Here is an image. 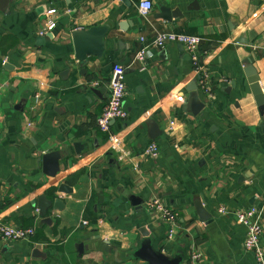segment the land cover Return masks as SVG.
<instances>
[{
	"label": "crops",
	"instance_id": "crops-1",
	"mask_svg": "<svg viewBox=\"0 0 264 264\" xmlns=\"http://www.w3.org/2000/svg\"><path fill=\"white\" fill-rule=\"evenodd\" d=\"M140 1L6 0L0 11V221L35 230L0 242V264H148L143 248L178 264L193 252L197 264H257L233 214L264 207V117L244 74L252 68L264 94V0H150L147 20ZM91 28L103 30V50L79 62L71 34ZM154 32L200 38L208 94L177 44L131 65ZM116 64L127 118L111 124L113 144L96 120ZM151 198L176 212L174 239L145 209Z\"/></svg>",
	"mask_w": 264,
	"mask_h": 264
},
{
	"label": "built area",
	"instance_id": "built-area-1",
	"mask_svg": "<svg viewBox=\"0 0 264 264\" xmlns=\"http://www.w3.org/2000/svg\"><path fill=\"white\" fill-rule=\"evenodd\" d=\"M152 2L150 0H141L137 6L139 15L147 20L152 10ZM139 47L134 53L131 65L135 63H145L148 59L149 52L153 49H163L169 44H177L182 46L188 53L190 62L194 72L200 74L199 85L204 94H208L210 90L209 79L205 74L201 73L198 64L197 50L200 38L188 35L182 32H154L150 37L141 36L138 39ZM126 68L116 64L112 68L110 80L108 83L109 94L107 101L102 108L100 115L97 117V129L109 140L115 142L114 136L111 135V124L116 121H123L127 118V113L123 107L124 98L127 91L124 83ZM173 125V122L170 123ZM145 156L155 160L158 155L156 144H149L144 150ZM147 212L154 214L160 223L167 226V238L174 239L176 236L177 214L176 212L164 204L159 198H151L145 203ZM218 213L226 215L225 209H219ZM236 223L245 228L244 249L254 256L257 264H264V249L261 245V238L264 233V207L249 206L234 212ZM83 225H88L86 221ZM35 236V230L31 227H19L0 221V242L14 243L21 241H29ZM198 254L193 252L190 255V264H197Z\"/></svg>",
	"mask_w": 264,
	"mask_h": 264
},
{
	"label": "water",
	"instance_id": "water-1",
	"mask_svg": "<svg viewBox=\"0 0 264 264\" xmlns=\"http://www.w3.org/2000/svg\"><path fill=\"white\" fill-rule=\"evenodd\" d=\"M6 0H0V11H4V5ZM176 16L175 14L168 13L167 8H161L160 14L157 18H160L164 21L171 22L172 16ZM73 48L75 52V58L79 62H84L86 60V57L88 55L91 56H99L101 51L103 50V30L101 28H91L87 31L85 30H75L71 34ZM180 50H183L182 46H179ZM189 57V56H188ZM244 74L246 77V81L249 85V90L252 94V97L254 99V102L256 106L258 107V110L260 112V115L264 117V94L262 92L259 78L256 74V72L250 68L247 67L244 70ZM197 90L196 86H192L190 91ZM199 108L195 107L193 109L194 113H198L200 111ZM264 133V128H263ZM51 157L50 155L45 156L43 158L44 163L46 166H48V170L46 169V172L48 175L53 176L55 173V170L51 167ZM39 211L41 214H45L46 209L48 207V204H46L45 198L43 196H39ZM198 218L201 222H207L209 221V215L205 213V211L202 208L197 209ZM209 218V219H208ZM264 219V217H263ZM139 256L143 259H145L148 264H178V260H168L166 257H164L161 254L153 253L150 250L143 248L141 252H139Z\"/></svg>",
	"mask_w": 264,
	"mask_h": 264
}]
</instances>
